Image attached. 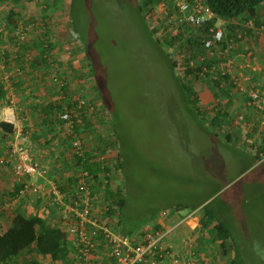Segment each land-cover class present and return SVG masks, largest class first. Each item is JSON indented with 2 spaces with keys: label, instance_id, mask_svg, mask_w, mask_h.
Segmentation results:
<instances>
[{
  "label": "rangeland",
  "instance_id": "obj_1",
  "mask_svg": "<svg viewBox=\"0 0 264 264\" xmlns=\"http://www.w3.org/2000/svg\"><path fill=\"white\" fill-rule=\"evenodd\" d=\"M47 1L27 0L20 3L19 7L22 9L21 16H25L26 20L31 8L32 12L36 11V21H46L52 38L56 42L61 41L51 52L48 61L51 67L48 69L45 62L39 60L38 48L33 42L35 37L44 40L42 24L36 27L27 21L26 46L18 48V53L24 50L27 56L30 55V61L36 64L35 71L38 74L51 72L52 63L58 65L73 93L77 94L84 89L86 94L92 92L98 97L100 92L101 100L96 99L101 108V121L98 119L94 122L92 137L95 140H91V146L99 144L96 134L108 142L117 141L123 164L121 180L126 196L124 211L127 223L138 224L152 213L166 208L158 212L155 222L168 229L172 227L168 223L170 220L194 212L195 218L184 221L177 229L174 227L173 232H169L171 237L168 240L175 250L185 244V260L191 250L190 243H195L190 232L198 226L197 214L200 212L197 210L207 205L214 215L220 216L230 227L245 257V263L264 264V160H255L254 150L235 143L234 138L230 142H217L210 138L203 128V120H200L205 115L199 117L198 122V118H194L185 108L166 54L161 45L149 37L145 28L147 20L143 14L146 9L151 12V23L148 26L162 24L154 12V4H144V0H74L70 19V0H54V7L41 10L38 5ZM49 2L54 3L53 0ZM45 17L47 19L43 20ZM70 24L76 29V36L87 46L95 75L83 69V48L77 50L76 41H66L58 36L59 32L69 30ZM9 36V30L5 28L1 35L0 49L6 50L9 47L8 40L16 48L14 37L11 39ZM261 44L260 48L264 51V40ZM64 45L70 46L67 60ZM256 62L253 61L250 67H258ZM12 67L11 64L5 66L0 62L2 81L8 78L9 72H18L16 67ZM77 71L80 75L84 72L86 75L79 78ZM58 74H50L51 85L54 83L56 86L54 78ZM176 75H180L178 70ZM35 80L40 81L39 78ZM254 81H258L260 87L264 88L263 79ZM94 82L97 83L96 87ZM54 86H50L51 98L55 96ZM99 86L100 89L97 88ZM198 88L203 91H199L201 106L207 111L211 110L217 100L215 97L221 95L215 87L208 89L200 84ZM221 99L224 101L226 97ZM11 104L8 103L9 107ZM23 126L21 123L24 133ZM25 135L30 138V135ZM84 138L86 142L88 138ZM55 157L57 161L55 159L54 167L58 172L64 170L67 164L63 168L57 165L65 161L63 153H55ZM113 174L119 176V171ZM120 182L117 179L111 183L120 186ZM102 192V187L97 189L96 201L99 203L104 202ZM177 204L183 208L173 212V206ZM194 206L199 207L191 211L190 208ZM169 211L173 212L172 217L163 215ZM180 231L185 235L182 243L178 242L176 236ZM198 254L199 260L196 256L187 255L189 263L227 264L229 260L222 256L213 259L210 251L199 250ZM185 263L188 262L185 260Z\"/></svg>",
  "mask_w": 264,
  "mask_h": 264
},
{
  "label": "trees",
  "instance_id": "obj_2",
  "mask_svg": "<svg viewBox=\"0 0 264 264\" xmlns=\"http://www.w3.org/2000/svg\"><path fill=\"white\" fill-rule=\"evenodd\" d=\"M25 1L27 0H10L11 7L8 14L9 18L8 20H4L3 26L9 30V38L13 39L14 37L16 45H19L18 47L23 49L26 46L25 28L28 26L27 21L32 22V24L36 27H40L42 24L43 26L41 25V28L43 29L42 35L44 40L35 37L33 38V42L35 47L38 48V54L40 55V58L38 57L39 60L45 62L46 67L49 69L51 66L48 64V61L51 58V52L54 47L57 46L58 42L61 43V41L58 40L56 42V40L52 38L49 24L46 21H36L34 18L36 11L32 12V8L30 9L31 13L28 14V20L24 18L25 16H21L22 9L19 5ZM158 1L159 0H144V4H147L148 2L154 4ZM53 2L54 3H51L48 0L45 4H39L38 6L42 8L41 10L44 8L45 10H48L50 6L55 5L56 2L54 0ZM73 2L74 0H70L68 6L70 19L72 17L71 13L73 12ZM204 2L214 16L204 25L199 26L197 31L192 33V35L190 34L191 37L188 39L186 38L187 34L185 33V30L180 32L178 35H171L168 33L169 16H166L165 19L162 20L161 25L157 24L148 26V23H151L150 9H146V13L143 14L144 18L147 20V22H145V28L149 37L157 42V44L161 45L166 54L167 62L169 64L171 74L177 83L176 88L180 94L182 103L185 105V108L189 111V113L194 116V118H198V122L203 120L202 125L208 136L215 139L217 142H219L218 140L230 142L234 138L233 140L235 143H239L243 146L246 145V143L240 136V129L237 125L233 126L231 120V116L233 115L232 113L235 110H230L233 106L231 101L233 98V96H231V87H234L233 80L231 79L230 74L226 72L225 74H221L219 69L216 72L218 78L212 79L210 77L211 72H209V70L211 69L213 63L215 65L220 62L224 63L229 58L236 59L238 54L242 53H239L240 46L238 44H243L249 46V48L247 50H243L245 58L242 60V63L252 64V58L256 59L258 67H251L249 69L254 71V76L252 74H250V76L255 80L263 79L264 51L260 48L261 42L258 38L259 36L257 31L264 28V0H204ZM47 17L43 18V20L47 19ZM218 21H222V39L216 42L212 47V58H207L202 63L199 62L198 64L196 59L197 54L202 51L201 42L203 39H210L212 37V32L210 30L211 28L214 30L216 29ZM18 24H21L24 34V38L22 40H19L17 35H15V32H13ZM70 25L71 28L69 30H66V32H59L58 36L66 41H76L77 50L79 48L81 49V47L83 48L85 59V68L83 69H87L90 71L88 73L94 74L95 68L87 46L82 43V39L80 37L76 36V29L74 26L72 24ZM4 29L0 30V37ZM158 33L161 34L158 37L157 35L153 37V35ZM229 46H235L237 49L228 48ZM7 53L8 52L2 51L0 59H7L9 56V53ZM247 54H250V56ZM15 56L17 58V55ZM6 65H8V62H6L5 66ZM56 66L57 70L61 72L60 67L58 65ZM203 68L208 69V71L203 75L206 79H202L200 74L203 71ZM177 69L180 72V75H176ZM78 72L79 71H77V73ZM84 74H79V78L83 77ZM221 83H227L228 86L221 87ZM200 84L208 89L215 87V90L221 95L217 97L214 96L217 101L214 102L211 110L209 111H207L206 108L200 104L199 91L203 93V91L198 88ZM94 85V87H96L97 83L94 82ZM97 88L100 89V86ZM68 94V87H64L63 101L70 104ZM98 94V97L95 98L101 100L100 92ZM5 95L6 91L4 89V84L0 79V103L5 98ZM223 96H225L227 100L224 109L221 107V101H218ZM61 110V102L49 99L47 103L42 105V109L39 111V113L44 116V123H42L40 127L45 126L48 130L49 139L47 142L53 144L52 142L57 141L59 138V144H61L60 151L63 153L65 161L57 165H60V168H63L64 164H67V167L61 171L62 176L56 180L59 184L60 193L63 196L61 200L65 201L70 199L69 194H71V191L75 192L74 185L76 176L79 174L78 170L85 169L88 174L94 176L95 184L92 185V195L95 193L97 194V189L101 187L104 189V192H102L104 202H100L97 205H105L104 207L106 208L104 211L100 210L96 213L99 219L104 220L106 225H109L121 236H131L145 225H151L154 229L163 231V226L160 223L155 222V220L158 216V212H162V210L164 211L166 208H162L159 211L152 213L138 224L130 225L127 223L124 211L126 196L123 181L121 180L123 164L121 161V153L116 146L117 141L108 142L107 139L99 134H96L99 144H97V146L92 145L93 148L91 146V149H88L85 147V143L83 142L81 153L79 152L80 155H78V151L75 149L73 150L72 148L70 135L65 134V132L61 129L62 121L58 114ZM202 115L205 116L201 118ZM199 117L201 118L200 120ZM98 119L100 118L97 117L96 121ZM85 124L86 125L82 128V131L79 129L81 127L78 128L75 125L74 132H82V140L85 139L84 137H86V139H90L89 134L86 133L90 132L92 140L94 130L90 127L91 122L86 121ZM3 136L8 137L9 134L3 133ZM87 144H91V141ZM250 148L254 150V159L259 160V153L260 150L264 152V145L258 148L252 145ZM107 152L115 153L112 156V161H110L111 157L105 156ZM55 158L57 161V157ZM117 171H119V176L113 174ZM101 174L104 175L103 178L101 177ZM117 179L119 182L121 180L120 186H113L111 182L116 181ZM20 188L21 186L18 190H16L15 196L19 194ZM38 199L39 202L40 200L45 201V206L49 211L48 216L44 217L40 214H34L28 217L21 212L15 211L13 213L11 223L6 228H0V264H9L14 262L20 254L24 250H27L31 245L33 246L32 251L41 257L49 258L51 261H59L62 264H78V260L74 256V245L68 240V235L62 226L58 215V209L60 206L56 204L55 208L53 206L50 207L48 205L49 198L47 197L40 196ZM198 207L199 206H194L190 209L193 211V209ZM207 207L208 206L205 205L197 210V212H200V214H197L198 226L195 230L190 232V235L195 242L190 243V252L192 255L196 256L197 260H199L200 256L198 252L199 250H204V252L210 251L213 259L218 256L228 258L229 260H227V264H246L245 257L238 247L230 227L220 216L214 215ZM182 208L183 207L180 204L174 205L173 212L179 211ZM173 212L169 211L168 216L172 217ZM182 217L183 215L179 216L177 219L170 220L168 223L170 225H174L175 222ZM187 255L185 256L186 261L188 259ZM98 259L100 260V254ZM101 262L102 264H107L106 260Z\"/></svg>",
  "mask_w": 264,
  "mask_h": 264
},
{
  "label": "built area",
  "instance_id": "obj_3",
  "mask_svg": "<svg viewBox=\"0 0 264 264\" xmlns=\"http://www.w3.org/2000/svg\"><path fill=\"white\" fill-rule=\"evenodd\" d=\"M153 8L161 20L169 16L168 33L178 35L185 30L187 39L197 31L199 26L204 25L214 16L205 5L204 0H159L154 3ZM216 25L215 30L213 28L210 30L212 37L203 39L201 42L202 51L197 54L196 59L198 64L207 58H212V47L222 39V21H218ZM14 32L19 40L24 38L21 26H16ZM257 34L260 42L264 40V28L259 29ZM238 45L242 47V53L238 54L236 59L229 58L224 63L215 64L216 66L213 63L209 72H211L212 79L218 78L216 74L218 69L221 74H225V72L230 74L234 83V87H231L232 110L235 109L231 116L232 125L239 127L240 136L247 146L253 145L258 148L264 145V88H261L260 83L254 81L249 74L248 66L250 69L252 64L242 63L245 58L244 46H247ZM69 48V45H64L66 60ZM228 48L237 49L235 46ZM247 55L250 56V54ZM51 65L55 68L54 71H57L53 63ZM207 71L208 69L203 68L200 73L202 79H206L203 75ZM58 75L54 78L56 82L54 87L57 92L54 100L62 103V110L58 113L62 121L61 129L65 134L70 135L72 148L80 155L84 140H82V132H74V126L81 127L79 129L82 131L86 125L85 122L90 121V127L94 130L93 125L94 122L96 123L97 117L101 116V108L97 105L98 101L92 92L86 94L82 89L83 91L80 90L77 94L73 93L61 72ZM53 85L55 84L53 83ZM220 85L221 87L228 86L227 83ZM64 87H68L70 104L63 101ZM218 101H221V107L224 109L227 100L223 101L220 98ZM0 120L10 121L14 125V136L4 149L7 152H0V167L9 165L11 177L21 186L17 196L47 197L50 207L55 208L56 204L60 206L58 215L68 235V240L74 245V256L77 258L78 264H102L103 260H106L107 264H178L179 259H183L172 255V246L168 243L167 236L174 227L195 218L194 212L184 215L168 229L163 227V231L156 230L151 225H145L131 236H121L109 225H106L103 219H99L96 213L100 210L104 211L106 207L97 205L99 204L96 201L98 195L96 193L92 195V185L95 184L94 176L88 174L85 169H79L74 185L76 193L71 191L70 199L61 200L63 196L60 193L59 184L55 179L46 175L47 168L33 157L29 136L22 132L15 113L10 110L6 114L4 110H0ZM259 156L261 160H264V152L261 150ZM103 176L101 174L102 178ZM34 178L40 179L41 182L35 183L32 180ZM163 215L168 216L166 212ZM99 254L100 260L98 259ZM188 255L189 257L193 256L190 251ZM187 262L189 263V259Z\"/></svg>",
  "mask_w": 264,
  "mask_h": 264
},
{
  "label": "crops",
  "instance_id": "obj_4",
  "mask_svg": "<svg viewBox=\"0 0 264 264\" xmlns=\"http://www.w3.org/2000/svg\"><path fill=\"white\" fill-rule=\"evenodd\" d=\"M10 5H11L10 0H0V30L5 28V26H3L4 20L5 19L8 20L9 18L8 14L11 7ZM4 32L5 29L3 30L2 34H4ZM0 40H2V37L0 38ZM8 41H9V47H6L7 48L6 50L0 49V53L3 50H5V52L9 53V56L7 59H5L6 61L0 59V62L3 63L4 65L6 64V62H8L7 66H10L11 64V66L16 67L15 70H17L18 72L17 73L9 72V74L7 75L8 78H6L5 81L1 80L2 83L4 84L6 95L5 98L0 103V110H4L6 114H8L10 110H12L15 113V117L16 119H18L19 122L18 124L21 125V123H23L24 125L23 126L24 134L26 133L30 135L29 140L31 141V146H32L31 151L33 157L36 160H38L43 167L47 168L46 175L48 177H51L53 179L57 177L56 180H58L62 176V174L60 170L58 172V170L54 167L53 163L56 159L54 153H61L60 151L61 144H59L60 143L59 138L57 139V141H53L52 142L53 144L47 142L49 139L48 130L45 126L40 127L41 124L44 123L43 122L44 116L40 114L39 111L42 109V105L47 103L49 99L56 98L57 92L55 89H53L55 96L53 95L52 96L53 98H51L52 92L50 86H54V85L53 84L51 85L49 77L52 78L50 74H52L53 72H57L59 70L54 71L55 68L52 67L51 68L52 71L48 72V74H44V73L38 74L35 71V69L37 70L36 64L30 61L31 59L30 55L27 56V53H25L24 50H22L21 53H18L19 45H15L16 48L14 49L13 43L10 40ZM244 48L248 49L249 46L247 47L244 46ZM241 49L242 47H240L239 53L242 52ZM15 55H17V58ZM37 65L39 66V64ZM53 65L57 69V66L54 63ZM10 69L11 68H9V70ZM248 72L249 74H252L254 76L253 73L254 71L249 70ZM14 74H15V78H14ZM2 75L3 73L0 72V79ZM262 77L264 80V76ZM37 78H39L40 80L39 82L35 80ZM40 84H42L43 86ZM206 91H208V89ZM8 103H12L11 107H9ZM98 132L99 131H97V133ZM88 134L90 139H87L86 141L87 143L91 141L90 132H88ZM11 135L14 136V132ZM12 136L11 137L3 136V132L0 130L1 153L7 152L4 151V149L6 148L7 143L12 140L13 138ZM86 142H84L85 147L91 149L90 148L91 144H86ZM114 154L115 153L107 152L105 156L111 157L110 158L111 160ZM32 180L35 183L41 182L40 179L36 180L34 178ZM19 187L20 184L16 182L10 175L9 165H4L0 167V228H6L11 223V219L15 211L21 212L28 217L34 214H40L46 217L49 214V211L45 206V201L40 200L39 202L38 196L35 195L15 196V192L16 190L19 189ZM182 231H185V229H183ZM183 234L184 233H181V231L177 233L176 236H178L177 237L179 239L178 242L181 241L182 243L183 240L185 239V235ZM169 237L171 236L170 235L167 236V241L171 246H173L170 240H168ZM32 249L33 246L31 245L27 250H24L14 262H11L9 264H62L59 261H51L49 258L39 256L36 253H34ZM185 250H186L185 244L179 250H175L172 247V255L183 258L185 254ZM178 264H186V263L184 259H179Z\"/></svg>",
  "mask_w": 264,
  "mask_h": 264
},
{
  "label": "water",
  "instance_id": "obj_5",
  "mask_svg": "<svg viewBox=\"0 0 264 264\" xmlns=\"http://www.w3.org/2000/svg\"><path fill=\"white\" fill-rule=\"evenodd\" d=\"M0 130L5 134H13L14 125L10 121L0 120Z\"/></svg>",
  "mask_w": 264,
  "mask_h": 264
}]
</instances>
